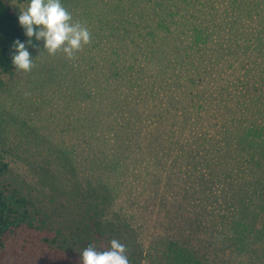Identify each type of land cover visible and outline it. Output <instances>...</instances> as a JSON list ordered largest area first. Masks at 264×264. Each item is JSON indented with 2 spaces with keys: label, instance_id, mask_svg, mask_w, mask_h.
I'll list each match as a JSON object with an SVG mask.
<instances>
[{
  "label": "rangeland",
  "instance_id": "obj_1",
  "mask_svg": "<svg viewBox=\"0 0 264 264\" xmlns=\"http://www.w3.org/2000/svg\"><path fill=\"white\" fill-rule=\"evenodd\" d=\"M60 2L91 42L70 60L33 36L32 70L0 75L2 180L44 220L0 264H80L112 239L130 264H264V200L217 205L264 144V0ZM182 200L210 214L170 229Z\"/></svg>",
  "mask_w": 264,
  "mask_h": 264
},
{
  "label": "trees",
  "instance_id": "obj_2",
  "mask_svg": "<svg viewBox=\"0 0 264 264\" xmlns=\"http://www.w3.org/2000/svg\"><path fill=\"white\" fill-rule=\"evenodd\" d=\"M22 2H24V0H0V75L2 76L13 77L14 74L19 71L12 65V58L16 54L14 42L19 41L26 46L30 39L25 35V30L20 26L18 22L19 14L15 11L16 5ZM251 130L261 132V127L255 130L254 126L250 131ZM260 145L261 146H257L260 151L259 156L254 158L251 162L254 168L253 172L255 176L253 177H255V179H251L245 184L242 183V187H239V191L233 190L228 197H223L221 203H217L219 206L229 205L231 201L236 200L234 204L236 205L234 213V217L236 218H240V216L244 214L243 209L245 205H247V199L251 198L258 202H263L264 200V158L261 156L264 154V144ZM225 154L226 152L222 153L223 156H225ZM259 158L261 161H259ZM239 159H241V157ZM233 167L236 166L233 165ZM6 170L7 163L3 160L2 151H0V252L5 247L8 237L13 235L17 230L22 228L37 229L39 224L44 222V220L40 218V212H38L34 205L19 189L14 186L5 185L2 180V174ZM184 173L186 174V172ZM181 182H184L181 187L183 197L190 194L186 190H188V186L194 182L199 183V185L202 184V189H199L204 191V194H206V189L209 188L205 186V184L208 185V180L199 176H186L184 179L182 178ZM183 197H181V199ZM206 200L209 199H200V201ZM205 206V204L198 202L197 205L191 207L186 205V202L183 200L178 204L171 205L167 218L169 228H177L178 223L186 222L188 219L197 223L203 218L204 214H210V211H208ZM215 215L219 217L217 219L212 217L215 218V222L216 220L221 221L225 219L222 215H218L216 212L212 211L211 216ZM224 228H226V226Z\"/></svg>",
  "mask_w": 264,
  "mask_h": 264
},
{
  "label": "clouds",
  "instance_id": "obj_3",
  "mask_svg": "<svg viewBox=\"0 0 264 264\" xmlns=\"http://www.w3.org/2000/svg\"><path fill=\"white\" fill-rule=\"evenodd\" d=\"M18 22L30 38L29 44L33 36L37 41L43 39L44 50L49 55L62 52L71 60L75 53L91 42L88 28L73 22L60 0H30L27 8L20 11ZM14 48L16 54L12 58V65L19 71L30 72L33 59L25 44L16 41ZM126 253V245L112 239L107 250L98 251L94 245L86 247L80 255V264H130Z\"/></svg>",
  "mask_w": 264,
  "mask_h": 264
}]
</instances>
